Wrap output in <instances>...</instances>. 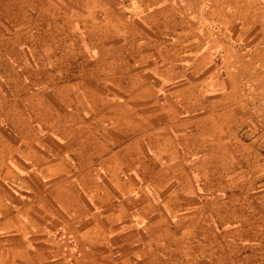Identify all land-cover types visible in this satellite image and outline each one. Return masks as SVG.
Returning a JSON list of instances; mask_svg holds the SVG:
<instances>
[{
    "label": "crops",
    "instance_id": "crops-1",
    "mask_svg": "<svg viewBox=\"0 0 264 264\" xmlns=\"http://www.w3.org/2000/svg\"><path fill=\"white\" fill-rule=\"evenodd\" d=\"M5 2L0 264H141L264 143V0H68L69 49L102 51L68 79L26 53L46 0Z\"/></svg>",
    "mask_w": 264,
    "mask_h": 264
},
{
    "label": "rangeland",
    "instance_id": "rangeland-1",
    "mask_svg": "<svg viewBox=\"0 0 264 264\" xmlns=\"http://www.w3.org/2000/svg\"><path fill=\"white\" fill-rule=\"evenodd\" d=\"M5 1L0 0V12L3 13H5ZM67 1L46 0L45 7L49 16L46 19L47 34L43 36L35 33L33 36L35 43L46 44V50L26 52L32 62L45 66L46 75L54 74L59 70L63 79H68L72 74H85L87 68L92 69L93 61L102 57V51L84 50L81 49L82 45H78V50L69 49L71 41L80 43L86 37L70 33L69 28L75 20L70 18ZM57 4L61 5V9L59 7L57 9ZM36 10H38L37 4H34L33 10L29 9L35 17ZM55 10L60 15L56 19L53 18ZM38 21L34 18L30 23H33L32 26H37ZM2 25H6L5 18L0 21V27ZM58 25L62 28L61 35L54 33V26L58 27ZM59 38L60 46L57 45ZM92 41L96 42L98 39L94 36ZM57 46L62 48L58 49ZM255 118L257 120L253 138L261 142L264 140V132L259 117ZM262 144L264 143L255 144L252 163H230L232 171L237 170V177H225L223 174L222 177L214 178L210 175L209 178L192 180L194 186L204 188L206 191V195L200 196L204 209L199 212H186L194 214L195 217L184 221V233L162 241L165 245H159L156 252L152 251L147 256H143L141 264H264V195L262 194L264 145ZM247 172H251L254 176L247 177L246 174H251Z\"/></svg>",
    "mask_w": 264,
    "mask_h": 264
}]
</instances>
